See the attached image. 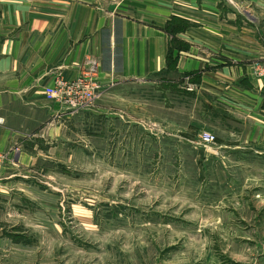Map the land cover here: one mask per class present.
Here are the masks:
<instances>
[{
  "label": "crops",
  "instance_id": "1",
  "mask_svg": "<svg viewBox=\"0 0 264 264\" xmlns=\"http://www.w3.org/2000/svg\"><path fill=\"white\" fill-rule=\"evenodd\" d=\"M90 56L104 89L181 76L226 153L264 155V0H0V264L31 251L11 209L47 198L49 165L62 166L106 110L95 101L73 111L47 95Z\"/></svg>",
  "mask_w": 264,
  "mask_h": 264
},
{
  "label": "rangeland",
  "instance_id": "2",
  "mask_svg": "<svg viewBox=\"0 0 264 264\" xmlns=\"http://www.w3.org/2000/svg\"><path fill=\"white\" fill-rule=\"evenodd\" d=\"M188 84L99 90L107 112L49 165L47 198L11 209L31 242L18 264H264V155L226 153Z\"/></svg>",
  "mask_w": 264,
  "mask_h": 264
},
{
  "label": "built area",
  "instance_id": "3",
  "mask_svg": "<svg viewBox=\"0 0 264 264\" xmlns=\"http://www.w3.org/2000/svg\"><path fill=\"white\" fill-rule=\"evenodd\" d=\"M257 70L260 76H264V64H258ZM102 84L99 78V60L90 56L85 60L81 73L74 79H56L55 85L47 88V95L51 99H56L70 107L73 111L87 109L97 99ZM188 89L194 90L195 86L189 83ZM202 141L209 145L216 139L214 133L204 131L201 136ZM3 154L0 151V160Z\"/></svg>",
  "mask_w": 264,
  "mask_h": 264
}]
</instances>
